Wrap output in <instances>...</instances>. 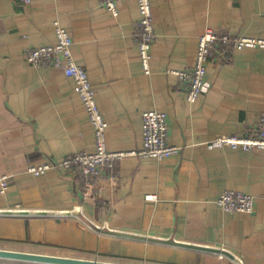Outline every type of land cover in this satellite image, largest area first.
Returning <instances> with one entry per match:
<instances>
[{
	"label": "crops",
	"instance_id": "obj_1",
	"mask_svg": "<svg viewBox=\"0 0 264 264\" xmlns=\"http://www.w3.org/2000/svg\"><path fill=\"white\" fill-rule=\"evenodd\" d=\"M116 5L117 17L97 0H0V174L11 176L0 194V250L119 264H264V150L207 147L219 136H242L264 116V49L210 59L194 103L172 73L193 66L207 30L264 39V0H151L157 40L148 74L134 35L137 2ZM54 21L71 35L73 59L89 75L108 123L107 148L139 149L142 113L156 110L167 114L179 154L125 157L88 191L76 169L27 172L94 148L72 81L23 55L55 41ZM227 190L251 195L253 212L220 210L215 200Z\"/></svg>",
	"mask_w": 264,
	"mask_h": 264
},
{
	"label": "built area",
	"instance_id": "obj_2",
	"mask_svg": "<svg viewBox=\"0 0 264 264\" xmlns=\"http://www.w3.org/2000/svg\"><path fill=\"white\" fill-rule=\"evenodd\" d=\"M28 4L31 0H21ZM98 4L118 16L116 0H97ZM138 19L134 23L138 56L145 74L150 72L152 47L157 40L151 9V0H136ZM55 41L50 44L24 51L25 61L39 69L57 68L65 77L72 81L73 91L79 96L88 120L93 129L94 148L92 151H78L65 157L61 161L47 160L38 165H30L27 172L39 177L49 169H76L85 191L95 189L100 178L113 177L117 172L119 162L125 157L140 159L163 160L179 154L181 148L169 143L168 116L164 112L148 110L142 113V144L139 149L130 151H111L106 144V130L108 123L100 111L95 90L91 84L87 71L77 65L73 59L71 35L58 21L53 22ZM264 49V39L247 36H233L225 31L207 30L198 39V46L193 66L186 70H172L178 78L179 86L185 91L189 103H194L206 86V64L213 57L224 55L228 49ZM208 148L241 149L243 151L264 150V116L253 126L247 128L242 136H219L207 144ZM11 176L0 174V194L9 188ZM147 200H154V196H146ZM215 205L227 213H252L254 198L246 193L227 190L215 200ZM220 259L227 257L217 254ZM241 264V261L235 262Z\"/></svg>",
	"mask_w": 264,
	"mask_h": 264
},
{
	"label": "water",
	"instance_id": "obj_3",
	"mask_svg": "<svg viewBox=\"0 0 264 264\" xmlns=\"http://www.w3.org/2000/svg\"><path fill=\"white\" fill-rule=\"evenodd\" d=\"M167 243L194 248V246H189L187 244H178V243L171 242V241ZM195 248L206 250V251H211L215 254H223L227 257H231L229 252L224 251V250H218L214 248H201V247L200 248L195 247ZM0 258L40 262V263H46V264H119V263L103 262V261H97V260H81V259H74V258L45 256V255H39V254L22 253V252L7 251V250H0Z\"/></svg>",
	"mask_w": 264,
	"mask_h": 264
},
{
	"label": "rangeland",
	"instance_id": "obj_4",
	"mask_svg": "<svg viewBox=\"0 0 264 264\" xmlns=\"http://www.w3.org/2000/svg\"><path fill=\"white\" fill-rule=\"evenodd\" d=\"M10 182H11V180H10ZM10 186V185H9ZM225 258V257H224Z\"/></svg>",
	"mask_w": 264,
	"mask_h": 264
}]
</instances>
